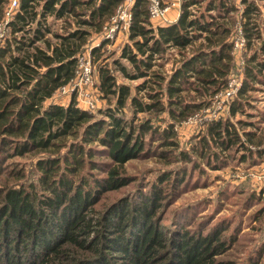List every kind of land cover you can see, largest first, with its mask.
<instances>
[{
  "label": "trees",
  "instance_id": "obj_1",
  "mask_svg": "<svg viewBox=\"0 0 264 264\" xmlns=\"http://www.w3.org/2000/svg\"><path fill=\"white\" fill-rule=\"evenodd\" d=\"M9 1L0 0V22ZM121 1L19 0L6 23L0 43V264H232L218 258L233 239L223 225L203 233L161 224L185 167L160 172L136 200L114 194L132 180L125 164L143 151L145 133L159 134L155 154L163 167L175 161L168 156L178 146L175 127L210 105L226 85L235 64L232 30L242 26L245 46L260 38L257 24L248 25L257 7L241 0L238 18L231 0H181L176 20L158 24L148 1L135 0L128 39L113 67L102 55L106 39L90 52L95 88L106 106L97 112L78 106L75 89L67 103L54 101L77 78L88 37L103 31ZM199 2L203 9L194 14L190 7ZM48 17L62 21L58 30ZM255 59L253 52L228 103L230 117L246 112L247 92L262 81ZM116 71L143 81L121 82ZM138 112L147 118L138 120ZM163 114V127L154 126L151 120ZM229 116L207 121L198 145L191 152L180 148L176 161L198 156L218 168L216 146L241 151V162L259 161V126ZM14 156L30 160L34 176L27 178L30 165L9 167L7 159Z\"/></svg>",
  "mask_w": 264,
  "mask_h": 264
},
{
  "label": "rangeland",
  "instance_id": "obj_2",
  "mask_svg": "<svg viewBox=\"0 0 264 264\" xmlns=\"http://www.w3.org/2000/svg\"><path fill=\"white\" fill-rule=\"evenodd\" d=\"M167 1L169 0H161L162 3ZM228 1L230 2V0ZM231 1L235 2L239 8L238 12L234 13L239 18L244 4L241 0ZM249 1L253 2L257 9L252 11L248 25L257 24L260 38L253 40L250 45H246L242 50L240 57L243 60V66L241 67L237 61H234L236 65L234 64L232 68L234 72L239 71L242 73L243 81L246 64L249 62L251 54L255 53L256 59L253 62L261 70L262 81L255 82L250 87L251 90L247 92L249 104H245L246 112H238L230 117L228 107L221 109L214 116L211 111V101L210 105L198 113L196 122H184L175 127L178 146L171 148L172 151L168 155L172 157L170 158L172 161H175L164 167V161L157 159L155 154L160 150L158 147L160 139L157 138L159 134H153L151 137L150 133H145L143 151L125 164L126 175L132 180L114 194L117 197L125 196L129 200H136L142 193L147 192V188L160 172L168 168L185 167V173L183 172V175L182 173V176L180 175L181 184L179 188L168 195V199H171V204L167 205L163 212L164 222L161 224L167 227L184 225L192 232L201 231L203 233L223 225L225 227V230H223L225 236L227 238L231 236L233 239H231L227 251L218 258L229 260L232 264H264V170L262 169V166H264V154L255 163H250V160L241 162L237 156L241 151H233L232 149L221 151L216 146L218 153L220 152L221 155L220 161L217 163L218 168L210 167L205 162H201L198 156H193L191 161L182 160L181 158L176 161V159L180 157L178 153L180 148L191 152V147L198 145L197 138L206 128L207 121L217 116L219 118L229 116V119L233 121H237L240 118L251 120L255 125L259 126L257 134L261 135L264 140V0H246V2ZM200 2L196 3V5H191L190 8L194 14H198L203 9ZM177 10L167 12L168 17H173ZM47 20L55 30H58L57 28L62 22L53 20L51 17H48ZM152 22L157 23L155 20H152ZM0 27V43H2L3 38L7 35L8 25L0 24ZM104 35L103 32L91 33L88 37L89 43L84 50L101 46L104 40L102 36ZM127 39L126 34L119 33L115 39L107 40L102 46V55H108L106 61L110 67H113L112 60L118 58V54ZM175 53L176 50L172 48L170 50L171 59L175 57ZM119 60L132 70V66L124 58ZM171 64L170 60L165 65V70H169ZM115 74L119 81L132 86L143 81L142 77L126 78L119 71H116ZM97 79V68L94 65L92 76L87 84L75 85L77 88H74L76 82L74 81L72 84L60 89L53 100L58 99L63 103H67L70 90L74 86L77 105L97 112L98 108L106 106L103 103L104 101L98 97L97 89L95 88ZM124 112L127 118L131 116L129 106L124 108ZM165 115L154 117L151 120L154 126L160 124L163 127L164 121L162 119ZM136 116L138 120L147 118L146 113L138 112ZM202 118L208 119L202 120ZM262 147H264V143ZM252 154L255 156L257 152L254 150ZM7 160L9 167L22 166L23 164L28 167L31 164L30 160H24L18 156ZM30 166V171L26 172L27 178L34 176L33 164Z\"/></svg>",
  "mask_w": 264,
  "mask_h": 264
},
{
  "label": "built area",
  "instance_id": "obj_3",
  "mask_svg": "<svg viewBox=\"0 0 264 264\" xmlns=\"http://www.w3.org/2000/svg\"><path fill=\"white\" fill-rule=\"evenodd\" d=\"M135 0H122L121 4L117 7L115 14L111 17L110 21L104 26L102 39H115L119 33H126L129 29L132 17V5ZM148 1V10L149 16L151 20H155L157 23H172L176 20L179 15V11L177 10L175 16L169 18L167 12L171 10H176L180 6L181 0H169L165 3H162L161 0H147ZM19 0H10L8 7L5 10L4 20L0 22V24L6 25L7 21L12 17L14 9L18 6ZM1 28V27H0ZM232 42V53L234 55L235 61L242 67L243 60L240 57L242 50L245 48L246 38L243 33L242 26L239 24L233 30L231 35ZM90 50H84L78 57V68L79 73L75 85L81 86L82 84H87L90 81L92 76V63L90 57ZM242 73L234 72L233 70L228 74L226 78V85L223 89L216 92L213 96L211 103V111L215 116L221 109L227 108L228 103L237 93L241 82H242ZM73 83V82H72ZM73 86V87H74ZM74 88H77L76 86ZM70 90V91H71ZM200 112H196L193 115L189 116L186 122H196L197 115ZM218 117V116H217ZM215 117V118H217ZM210 119V116L208 115ZM208 118H202V120H206ZM264 170V166H262ZM260 178V177H258ZM264 178V177H263Z\"/></svg>",
  "mask_w": 264,
  "mask_h": 264
},
{
  "label": "crops",
  "instance_id": "obj_4",
  "mask_svg": "<svg viewBox=\"0 0 264 264\" xmlns=\"http://www.w3.org/2000/svg\"><path fill=\"white\" fill-rule=\"evenodd\" d=\"M171 11H173V10H171ZM173 14H174V12H173ZM174 16H175V14H174Z\"/></svg>",
  "mask_w": 264,
  "mask_h": 264
}]
</instances>
